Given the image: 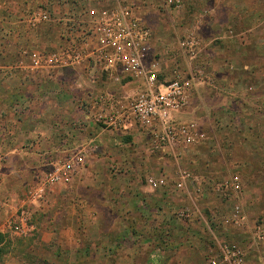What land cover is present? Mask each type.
Listing matches in <instances>:
<instances>
[{"label": "crops", "instance_id": "1", "mask_svg": "<svg viewBox=\"0 0 264 264\" xmlns=\"http://www.w3.org/2000/svg\"><path fill=\"white\" fill-rule=\"evenodd\" d=\"M70 1L86 0H0V235L10 231L5 222L16 216L23 219L24 227L27 221V227L26 233L15 235L24 236L22 242L28 244V255L4 264H206L209 252L216 249L214 233H219L212 216L226 213L233 197H224L216 204L211 195L207 196L210 200H203V196L194 200L191 187L189 195H185L170 184L151 190L133 181L114 189L88 179L92 174L88 162L103 160L117 145H124L121 139L129 141L127 146L142 141L148 145L144 134L134 128L109 134L92 122L99 109L92 103L97 94L106 92L116 99H126L137 91L135 86L114 84L97 76L92 80L97 75L94 72L64 69L32 74L15 67L22 50L51 49L60 44L62 27L53 17L66 10ZM151 1L154 0L140 6V0H128L135 16L151 30L152 49L170 50L178 37L188 32L200 40L197 62L204 65L203 77L193 85L186 108L173 118L195 121L204 133L213 134L219 127L218 112L230 114L241 102H254L257 97L244 89H219L218 81L223 82V87H231L234 81L243 82L249 77L213 72L220 54L212 48L211 41L215 35L222 39V49H228L230 57L234 34L251 33L257 28L259 8L255 2L230 8L232 15L239 11L238 19L248 17V25L242 27L230 14L222 23L219 19L213 22L217 30L213 35L202 25L183 30L179 22L183 18V0L179 11L168 8L165 0L158 3V9L157 2L154 5ZM40 5L53 15L52 20L28 29L24 18ZM217 8L227 6L221 3ZM217 10L202 12L204 20ZM164 15H174L173 24ZM252 43L256 49V41ZM163 57L165 68L172 64L189 67L178 54L169 52ZM222 64L230 65L227 61ZM243 68L247 70V65ZM69 152H81L84 168L74 169L68 184L47 187L43 201L38 200L36 193L41 190L40 177L48 170L47 162L60 160ZM188 152L178 160L186 158ZM192 153L193 150L189 155L191 163L196 159ZM155 154L156 161L166 163L167 158L171 159L165 150ZM130 155L127 154L129 159L147 157L138 150ZM240 201L246 208L254 200L244 192ZM187 207L191 208V219L178 220L175 213Z\"/></svg>", "mask_w": 264, "mask_h": 264}, {"label": "built area", "instance_id": "2", "mask_svg": "<svg viewBox=\"0 0 264 264\" xmlns=\"http://www.w3.org/2000/svg\"><path fill=\"white\" fill-rule=\"evenodd\" d=\"M69 2L68 8L54 17L45 9H35L24 18L28 29L37 27L57 18L61 24L60 44L51 49L22 50L15 67L27 73H44L53 70H80L97 73L92 80L105 79L114 84L129 83L137 91L129 98L116 99L106 92L97 94L93 105L99 107L92 122L113 133L134 128L142 132L151 152L165 150L172 160L191 147L206 140V134L194 121H178L174 114L182 112L190 97L193 85L203 77L201 68H181L172 64L163 66L164 55L175 53L188 62L197 61L200 40L191 32L177 39L170 50L162 53L151 47V30L138 19L131 5L113 0L109 5L96 4L76 7ZM165 5L179 11L181 0H165ZM3 4L0 2V9ZM78 8V9H77ZM168 51V52H167ZM87 76V75H86ZM89 81L91 78L86 77ZM81 152H69L62 159L47 162L41 186L68 184L74 169L81 167ZM201 178L185 171H179L172 187L177 192L189 195V188L198 191ZM145 185L157 190L167 185L164 177L147 176ZM210 191L215 196L233 197V204L220 217L212 216L218 226L238 228L245 224V217L239 204L241 179L232 173L226 178L212 181ZM187 208L179 209L175 217L187 222L191 219ZM5 226L14 234L26 232L23 219L11 216ZM255 237L264 238V227L256 226ZM213 240V239H212ZM215 250H211L206 264H247L243 252L232 242L215 237Z\"/></svg>", "mask_w": 264, "mask_h": 264}, {"label": "rangeland", "instance_id": "3", "mask_svg": "<svg viewBox=\"0 0 264 264\" xmlns=\"http://www.w3.org/2000/svg\"><path fill=\"white\" fill-rule=\"evenodd\" d=\"M93 1L95 0L76 1V7L79 5L80 8L82 6L85 7L86 4L87 6L93 5ZM119 1L124 4L130 3L128 0ZM146 1L149 0H140V6ZM161 1L163 0H154L151 2L154 5L157 2L155 6L158 9V3L161 5ZM112 2L113 0H96V4L102 5H109ZM221 3H224L227 8L222 10L217 8ZM239 3H254L259 8L256 12L258 19L257 28L251 31V33L245 32L242 35L238 32L234 34L233 42L229 40L231 46H233L232 51H230V57L226 53L228 49L225 51L222 49L224 44L221 42L223 40L217 38L215 35L214 41H211V44H213L211 46L220 54V57L218 56L220 59L219 63L213 64L212 67H214L213 72L233 75L243 74L249 77L242 80L243 82L232 81L233 85L231 87H223V82L220 83L218 81L219 89L222 92L228 90L238 92L244 89L245 91L251 92L253 96H256L257 100L254 102L249 101L248 103L241 102L237 105V109L231 111L230 114H224L221 111L218 112L216 120L219 122V127L213 130V134L205 133L206 140L199 145L191 147L188 150V156L182 160L173 161L167 158L169 161L166 163L156 161L155 152H151L145 142L142 141V144L127 146L129 141L120 138V142L124 145H117L114 151L112 150L107 156H104L105 158L103 160L95 159L88 162V170L92 169V174L88 179L92 181L91 183L96 182L97 185L108 186L114 189L126 187L132 184L133 181L145 185V178L147 176L155 178L164 177L167 184L172 185V182L177 179L178 172L185 171L200 177L202 180L198 184V191L192 188L194 193L191 194L192 198L197 201L199 197L203 196V200H210L207 196L211 195L216 204H218L224 197L215 196L211 193L210 184H212V181L224 179L232 173L238 174L240 179L243 176V180H241L242 193L240 202H243L244 192L245 195H248L250 199L254 200L246 208L240 207L245 217V224L238 228H224L218 226L216 222H213L214 226H218L215 231H219V233H214V236L218 240L222 239L235 243L243 252L246 262L250 261L253 264H264V238L259 240L254 234L256 226L264 227V0H183V8L180 15L183 18L179 22L183 30L190 29L192 26L198 28L199 25H202L207 33L209 32L214 35L217 30L214 28L216 23L213 22L219 19L222 23L230 14L232 15L229 12L230 8L237 7ZM40 9L44 10L45 8L43 5H40ZM208 9L210 13L215 12L216 9L218 10L216 14L206 17L207 20H205L208 22H205V16L202 12ZM45 11L48 10L45 9ZM48 13L50 12L48 11ZM180 16L178 17L180 18ZM232 16L244 28L249 23L248 17L238 19L240 16L239 11ZM164 18L172 24L176 19L174 15H170L167 18L164 15ZM254 40L258 45L256 49L253 43L251 44ZM218 42H220V45ZM235 46H237L236 49L234 48ZM240 60L243 61V64ZM183 61L185 66L189 64L191 67L192 65L194 67L198 66L203 72L205 70L203 69L204 65L199 64L196 60L194 62H188V60L184 59ZM222 61H227L230 65L224 66ZM243 65H247V70H244ZM201 130L204 131L203 129ZM105 132L112 133L108 130H105ZM137 150L140 154L143 153L147 157L143 158L139 155V158L133 159L131 157L129 159L128 156H131L130 154L135 153ZM192 150L195 155L192 154L196 159L191 163L192 159H189V155H191ZM82 168H84V163L79 167L80 170ZM203 172H206V176H201ZM211 175L213 176L208 177ZM42 177H40L41 180ZM44 190L46 188L37 197L40 201L44 199ZM229 207H227L226 212ZM187 209L191 210L190 207H187ZM220 215L222 214L218 213L216 216L220 217ZM202 226L199 225V228H202ZM208 226L210 228L214 227L213 225ZM25 227H27V221H25ZM29 234L30 232L26 236H29ZM22 240H24V236H17L12 231H8L4 235L2 243L0 244V246H3L2 254H0V264H4L12 259L22 260L24 255H28L26 251L28 244L26 242L23 243Z\"/></svg>", "mask_w": 264, "mask_h": 264}, {"label": "trees", "instance_id": "4", "mask_svg": "<svg viewBox=\"0 0 264 264\" xmlns=\"http://www.w3.org/2000/svg\"><path fill=\"white\" fill-rule=\"evenodd\" d=\"M3 238H4V235H0V244L2 243ZM2 247H3V246L1 245V246H0V254H2V250H3Z\"/></svg>", "mask_w": 264, "mask_h": 264}]
</instances>
